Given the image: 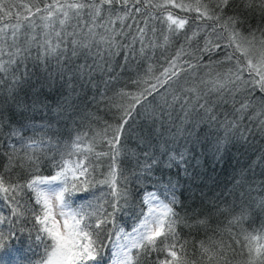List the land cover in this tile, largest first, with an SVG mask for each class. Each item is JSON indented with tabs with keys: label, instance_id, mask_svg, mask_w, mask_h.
<instances>
[{
	"label": "snow or ice",
	"instance_id": "6c2138e0",
	"mask_svg": "<svg viewBox=\"0 0 264 264\" xmlns=\"http://www.w3.org/2000/svg\"><path fill=\"white\" fill-rule=\"evenodd\" d=\"M0 207V264H264V0H0Z\"/></svg>",
	"mask_w": 264,
	"mask_h": 264
},
{
	"label": "trees",
	"instance_id": "16d2710c",
	"mask_svg": "<svg viewBox=\"0 0 264 264\" xmlns=\"http://www.w3.org/2000/svg\"><path fill=\"white\" fill-rule=\"evenodd\" d=\"M17 2H26V0H17ZM258 155H259L258 151L257 152L249 151L247 154L240 156L239 163H237L235 159L230 158L229 163L225 165V168L218 173H213V175L218 176V179L219 181H221V186H222L223 182H227L231 178L230 174L233 172L235 168H239L241 166L252 163L253 161L256 160ZM41 174L42 175L54 174V169L52 167H44L41 169ZM0 211L7 213L8 210L6 208L0 207ZM125 223L130 225L131 220H126Z\"/></svg>",
	"mask_w": 264,
	"mask_h": 264
}]
</instances>
